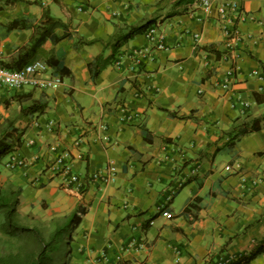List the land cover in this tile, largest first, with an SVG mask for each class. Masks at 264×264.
<instances>
[{"label": "crops", "instance_id": "1", "mask_svg": "<svg viewBox=\"0 0 264 264\" xmlns=\"http://www.w3.org/2000/svg\"><path fill=\"white\" fill-rule=\"evenodd\" d=\"M197 1L0 0L2 65L39 59L62 79L56 89H0V136L13 142L0 184L17 191L18 213L33 224L84 211L65 264H218L264 237V122L232 139L235 126L264 114V0H234L244 16L234 49L214 9L229 0H211L208 14ZM45 13L67 27L32 48ZM150 20L165 49L146 38L149 25L91 76L96 56H110L118 36ZM143 47L152 58L139 62L131 52ZM15 157L25 166L8 168ZM65 163L79 190L65 188ZM108 164L113 183L90 179ZM251 264H264V254Z\"/></svg>", "mask_w": 264, "mask_h": 264}, {"label": "trees", "instance_id": "2", "mask_svg": "<svg viewBox=\"0 0 264 264\" xmlns=\"http://www.w3.org/2000/svg\"><path fill=\"white\" fill-rule=\"evenodd\" d=\"M152 22L150 20L143 25L132 26L125 34L118 36L113 43V51L110 56L106 58H103L102 55L96 56L93 62L89 64L91 76H97L107 64L113 62L117 49L135 34L143 33ZM12 23L16 25L18 20L15 19ZM66 27L65 23L45 13L43 26L39 24L35 27L39 36L37 40L32 42V48L40 46L47 37L53 34L55 28L65 29ZM68 35V33H64L61 37L54 36V39L60 40ZM24 62L15 63L16 66L11 68H20ZM262 66L264 68V63ZM132 85L136 89L139 88V84L135 81H132ZM33 110L38 111L39 109ZM262 122H264V114L259 118H249L243 121L233 129L232 139L259 130L263 126ZM9 139L10 135L8 134L0 136V160L13 150V142H10ZM18 205L17 191L5 190L0 184V234L13 239L16 245L14 251L0 255V264H65L64 260L70 252L71 233L81 223L84 211L74 209L67 216L52 218L47 227H37L26 225L21 221ZM66 246L67 250L64 251ZM261 254H264V237L247 254H242L238 258L223 264H251Z\"/></svg>", "mask_w": 264, "mask_h": 264}, {"label": "built area", "instance_id": "3", "mask_svg": "<svg viewBox=\"0 0 264 264\" xmlns=\"http://www.w3.org/2000/svg\"><path fill=\"white\" fill-rule=\"evenodd\" d=\"M197 4L202 8L204 14H208L212 9L211 0H198ZM215 12L223 22L221 27V32L225 37V46L227 49H234L235 46L239 44L242 36L239 34L236 28V20H243L244 16L240 5L234 1L229 0L226 3L216 5L214 7ZM145 36L147 39L155 40L156 49H165L164 43H162L163 35L160 33L156 26L151 25ZM194 39L199 40V34H194ZM151 51L149 48H138L133 49L131 55L135 57L139 62H144L152 58ZM229 73L222 77V86L227 89L230 85ZM62 79L59 75L53 74L50 71V67L42 60L35 59L21 66L20 68H7L0 62V89H5L7 91H18L24 87L36 88V89H56L61 85ZM135 114L123 115L120 120H131ZM101 130H105L106 125L102 122L100 125ZM85 133L82 136L75 137L73 139V144L76 147L81 146L85 141ZM24 157H15L6 163V166L10 169H16L25 166ZM228 169V167H227ZM61 172L63 173V182L65 183L66 189L79 190L83 186V182L80 177L72 172L71 166L69 164H62ZM117 169L112 164H108L104 169L91 173L90 179L97 182L101 186H107L116 180ZM167 218H171L172 214L168 211L161 210L160 212ZM150 224H152L150 222ZM135 244V243H133ZM138 249L145 248V243H140L137 247ZM223 264V263H218Z\"/></svg>", "mask_w": 264, "mask_h": 264}, {"label": "rangeland", "instance_id": "4", "mask_svg": "<svg viewBox=\"0 0 264 264\" xmlns=\"http://www.w3.org/2000/svg\"><path fill=\"white\" fill-rule=\"evenodd\" d=\"M39 212H41V210H39ZM20 219L26 225L37 226V227H47L49 225V222H50L49 220H44V221L42 220L43 222L33 224L32 222L27 221V219H25L24 217L20 216ZM15 247H16V245H15V242L13 239H9L6 236L0 234V255L14 251ZM66 250H67V246L64 248V251H66Z\"/></svg>", "mask_w": 264, "mask_h": 264}]
</instances>
